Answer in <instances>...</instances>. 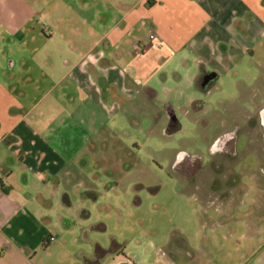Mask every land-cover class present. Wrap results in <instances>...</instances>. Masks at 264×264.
<instances>
[{
	"label": "crops",
	"instance_id": "crops-1",
	"mask_svg": "<svg viewBox=\"0 0 264 264\" xmlns=\"http://www.w3.org/2000/svg\"><path fill=\"white\" fill-rule=\"evenodd\" d=\"M51 7L0 0V43L19 37L51 83L35 98L37 91L17 83L0 57V264H35L33 255L46 251L53 235L41 205L56 189L89 180L84 168L115 151L119 122L128 119L136 95L158 96V75L166 84L169 75L180 79L185 72L203 90L202 76L216 73L218 84L235 60L264 43V0L84 4L79 25L70 23L74 14ZM40 22L44 40L38 46ZM168 101L158 119L172 135L182 122L172 97ZM197 102L188 101L192 112L204 108Z\"/></svg>",
	"mask_w": 264,
	"mask_h": 264
},
{
	"label": "rangeland",
	"instance_id": "rangeland-1",
	"mask_svg": "<svg viewBox=\"0 0 264 264\" xmlns=\"http://www.w3.org/2000/svg\"><path fill=\"white\" fill-rule=\"evenodd\" d=\"M127 1L139 0H39L41 6L74 14L70 23L78 25L83 23L84 4L105 7ZM47 23L54 26L49 19ZM44 27L40 22L38 46L43 44ZM13 40L0 43V57L16 82L37 91L38 99L51 87L50 80L32 54L20 47L19 37ZM256 52L235 60L211 92L201 90L183 72L180 79L169 75L166 84L158 75L153 82L159 92L153 99L136 95L128 119L119 122L115 151L102 164L93 162L84 168L88 181L56 189L41 205L53 239L46 251L33 255L35 264H256L257 259L264 260V136L258 142L256 131L248 125V117L264 106V43ZM169 96L182 122V129L172 135L163 133V120L158 119ZM190 99L198 100L197 106L204 103V108L192 112L187 106ZM233 130L238 131L243 157L236 166L246 188L242 196L238 187L224 185L234 161L214 156L224 159L225 168L211 169L214 140ZM258 148L261 161L254 154ZM181 155L187 160L178 164ZM198 157L202 173L195 170ZM254 177L262 178L259 193L251 181ZM65 192L69 198H63Z\"/></svg>",
	"mask_w": 264,
	"mask_h": 264
},
{
	"label": "flooded vegetation",
	"instance_id": "flooded-vegetation-1",
	"mask_svg": "<svg viewBox=\"0 0 264 264\" xmlns=\"http://www.w3.org/2000/svg\"><path fill=\"white\" fill-rule=\"evenodd\" d=\"M216 78H217L216 73L205 74L204 76H202L200 85L203 88V90L210 91V89L213 87V83L216 80ZM171 118L172 117H170L169 125L173 124V122L171 121ZM174 119L176 122L177 118L175 117ZM248 125L251 130L256 131V138L258 142L259 141L262 142V139L264 136V106L259 108V110L257 111L255 115L253 116L250 115L248 117ZM261 150L262 149L258 148V149H255V152H254L256 157L259 154L260 161L262 160V154L260 152ZM211 155H212V163H211L212 170H215L216 168H219L217 169V171H220L222 168L224 170L225 168L224 159L234 161V163L231 165L232 166L231 177L227 178L226 182L224 180V185L227 186L228 188L238 187V189L240 190L239 192L240 196L244 195L246 193L245 184L242 181L240 175L236 172V166L240 163L241 159L243 158L241 155V151L238 148V131L233 130L232 132L219 135L214 140L211 146ZM217 155L222 156L224 159L218 160L214 158V156H217ZM186 160H187V157L184 155H181L178 164H181L182 162H185ZM195 166H196V169H195L196 173H202L204 166H203V162L200 157H198V159L196 160ZM251 181L254 182L255 193L257 192L259 193L258 190H261L260 188L263 187L262 178L254 177L252 178ZM217 182H221V180H218Z\"/></svg>",
	"mask_w": 264,
	"mask_h": 264
},
{
	"label": "built area",
	"instance_id": "built-area-1",
	"mask_svg": "<svg viewBox=\"0 0 264 264\" xmlns=\"http://www.w3.org/2000/svg\"><path fill=\"white\" fill-rule=\"evenodd\" d=\"M51 239H53V238H51Z\"/></svg>",
	"mask_w": 264,
	"mask_h": 264
}]
</instances>
